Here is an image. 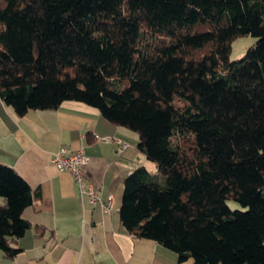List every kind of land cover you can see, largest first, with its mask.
<instances>
[{"label": "trees", "instance_id": "obj_1", "mask_svg": "<svg viewBox=\"0 0 264 264\" xmlns=\"http://www.w3.org/2000/svg\"><path fill=\"white\" fill-rule=\"evenodd\" d=\"M243 35L257 40L231 59ZM66 99L136 131L156 165L125 178L130 234L194 264H264V0H0V103L24 115ZM33 199L0 161L7 257Z\"/></svg>", "mask_w": 264, "mask_h": 264}, {"label": "crops", "instance_id": "obj_2", "mask_svg": "<svg viewBox=\"0 0 264 264\" xmlns=\"http://www.w3.org/2000/svg\"><path fill=\"white\" fill-rule=\"evenodd\" d=\"M138 142L136 131L81 100L24 115L1 102L0 161L27 180L34 199L23 211L31 226L16 242L19 252L7 257L0 251V264H194L156 240L133 236L120 219L126 176L140 164L157 170ZM62 146L83 147L89 156L85 174L104 197L114 196L112 211L90 204L72 175L52 163Z\"/></svg>", "mask_w": 264, "mask_h": 264}, {"label": "built area", "instance_id": "obj_3", "mask_svg": "<svg viewBox=\"0 0 264 264\" xmlns=\"http://www.w3.org/2000/svg\"><path fill=\"white\" fill-rule=\"evenodd\" d=\"M116 141L123 146L129 145V142L123 138H116ZM51 161L60 170H66L72 175L80 187L81 196L87 197L90 204L100 206L104 212L113 210L114 196L109 193L104 197L100 188L85 174L84 166L88 163L89 156L86 155L83 147L69 149L62 146L53 153Z\"/></svg>", "mask_w": 264, "mask_h": 264}, {"label": "rangeland", "instance_id": "obj_4", "mask_svg": "<svg viewBox=\"0 0 264 264\" xmlns=\"http://www.w3.org/2000/svg\"><path fill=\"white\" fill-rule=\"evenodd\" d=\"M257 40V37L252 36V35H243L235 38L232 41L231 45V51H230V58L235 59V58H240L245 54L247 49ZM229 204L233 208H242V205L234 200V199H229L228 200Z\"/></svg>", "mask_w": 264, "mask_h": 264}]
</instances>
